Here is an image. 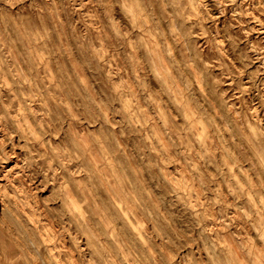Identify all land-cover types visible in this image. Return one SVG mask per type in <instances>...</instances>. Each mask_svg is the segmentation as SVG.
I'll return each instance as SVG.
<instances>
[{"label":"rangeland","instance_id":"rangeland-1","mask_svg":"<svg viewBox=\"0 0 264 264\" xmlns=\"http://www.w3.org/2000/svg\"><path fill=\"white\" fill-rule=\"evenodd\" d=\"M124 1L0 0V257L264 264V0Z\"/></svg>","mask_w":264,"mask_h":264},{"label":"bare ground","instance_id":"bare-ground-1","mask_svg":"<svg viewBox=\"0 0 264 264\" xmlns=\"http://www.w3.org/2000/svg\"><path fill=\"white\" fill-rule=\"evenodd\" d=\"M124 5L127 6L129 12H131L132 15H134V12H135V7H134V3L131 1V0H125L124 1ZM30 53L32 55H35L37 56V52H35L34 50H30ZM148 53L149 55L151 56V58L153 59V63H154V67L156 69V71L158 73H163V72H167V66H166V63H165V59L163 58V56L161 55V52H160V49L158 48L157 44L155 43H152V45H150V47H148ZM170 89H173L172 87H169ZM175 92V96L177 97V93L179 91L178 88L174 89L173 90ZM33 90H32V87L30 88V93H32ZM7 110L11 113L9 107L7 106ZM24 119H27V116L25 115L23 117ZM29 127V125H28ZM23 134L26 135V131L24 132V129H23ZM82 142H85V140H83ZM116 186H120L121 188V193L122 194H125L129 197L130 196V192L127 190V189H124L123 187V182L120 181V178L119 177H116ZM13 201L15 203L19 202L20 200L16 197L13 198ZM22 206V209L23 211H26V207H25V201H23V199L21 198V204ZM44 241H46L45 239H43ZM30 245L36 250L38 251V253H40V255L42 256V259L44 261H47V255L46 251H44L43 249H50L49 247V244L47 243H44V248L42 247V245H40V243H38L35 239L33 238H30ZM44 251V252H43Z\"/></svg>","mask_w":264,"mask_h":264},{"label":"crops","instance_id":"crops-1","mask_svg":"<svg viewBox=\"0 0 264 264\" xmlns=\"http://www.w3.org/2000/svg\"><path fill=\"white\" fill-rule=\"evenodd\" d=\"M0 264H24V263H20V262H11L8 260V257L6 254H2L0 257Z\"/></svg>","mask_w":264,"mask_h":264}]
</instances>
